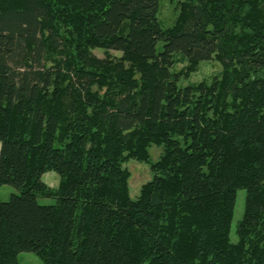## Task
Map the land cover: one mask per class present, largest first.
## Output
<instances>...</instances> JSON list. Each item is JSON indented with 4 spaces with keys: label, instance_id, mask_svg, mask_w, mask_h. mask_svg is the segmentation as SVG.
<instances>
[{
    "label": "trees",
    "instance_id": "1",
    "mask_svg": "<svg viewBox=\"0 0 264 264\" xmlns=\"http://www.w3.org/2000/svg\"><path fill=\"white\" fill-rule=\"evenodd\" d=\"M159 10L0 0V186L19 191L0 200V264L22 251L42 264H264V0H179L170 27ZM174 54L186 69L171 71ZM211 59L219 80L178 85ZM151 144L162 153L132 199L122 164Z\"/></svg>",
    "mask_w": 264,
    "mask_h": 264
},
{
    "label": "rangeland",
    "instance_id": "2",
    "mask_svg": "<svg viewBox=\"0 0 264 264\" xmlns=\"http://www.w3.org/2000/svg\"><path fill=\"white\" fill-rule=\"evenodd\" d=\"M178 1L179 0H160L158 19L163 27H170L176 20L178 15ZM93 53L98 57L104 56L103 49H93ZM109 53L112 56H120V52L118 51L109 50ZM187 64V60L182 55L174 54L171 71L178 72L182 69H186ZM222 70V65L216 59L201 61L187 76H181L178 85L183 87L188 84H197L199 82L211 84L214 80H219L221 78ZM161 153L162 146L151 144L148 147L149 158L147 160L143 161L136 158H128L127 161L122 164V167L129 172L127 181L128 193L132 199L139 195L141 186L154 175L152 164L159 159ZM41 179L51 189L57 188L59 183V176L54 171L45 172ZM13 193H19V191L12 185L2 184L0 186V200H7ZM37 201L44 205L54 204L56 202L55 198L42 196H37ZM244 201L245 190L238 189L236 191L229 232V241L232 243L238 241L236 227L243 215ZM18 262L19 264H42V260L38 255L28 251H22L18 254Z\"/></svg>",
    "mask_w": 264,
    "mask_h": 264
}]
</instances>
